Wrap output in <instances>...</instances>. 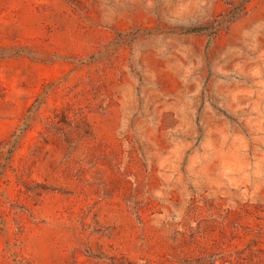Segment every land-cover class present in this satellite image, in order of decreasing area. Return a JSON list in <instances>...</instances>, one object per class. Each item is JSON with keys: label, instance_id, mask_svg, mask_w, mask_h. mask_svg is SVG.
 Returning a JSON list of instances; mask_svg holds the SVG:
<instances>
[{"label": "rangeland", "instance_id": "374dc122", "mask_svg": "<svg viewBox=\"0 0 264 264\" xmlns=\"http://www.w3.org/2000/svg\"><path fill=\"white\" fill-rule=\"evenodd\" d=\"M0 264H264V0H0Z\"/></svg>", "mask_w": 264, "mask_h": 264}]
</instances>
